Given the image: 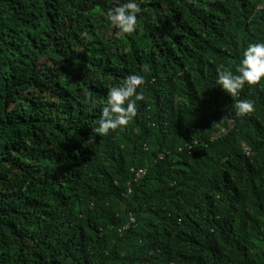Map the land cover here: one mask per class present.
I'll return each instance as SVG.
<instances>
[{
    "label": "trees",
    "instance_id": "16d2710c",
    "mask_svg": "<svg viewBox=\"0 0 264 264\" xmlns=\"http://www.w3.org/2000/svg\"><path fill=\"white\" fill-rule=\"evenodd\" d=\"M138 3L117 35L100 14L115 0H0V264H264V79L215 86L264 41V0ZM129 74L137 114L99 136Z\"/></svg>",
    "mask_w": 264,
    "mask_h": 264
},
{
    "label": "clouds",
    "instance_id": "9594fccd",
    "mask_svg": "<svg viewBox=\"0 0 264 264\" xmlns=\"http://www.w3.org/2000/svg\"><path fill=\"white\" fill-rule=\"evenodd\" d=\"M140 12L138 0H115L113 7L100 14L117 35H125L137 30ZM140 71L147 74L151 69L150 66L144 65ZM215 72V86H218L229 97H239L245 85L253 86L264 79V41L249 43L243 49L234 71L221 64ZM144 84L145 76L143 74H129L118 85L109 87L105 102L100 107L99 118L93 122L94 127H91L92 131L99 136H107L109 132L123 130L136 116L137 102L144 99L143 94L138 91ZM231 110L236 117H244L253 111V104L248 99L238 98L231 105ZM139 170H143L145 173L142 177L137 178ZM130 172L133 181L138 182L146 176L147 168L133 167ZM128 193H130V189ZM134 223L135 219L131 216L130 223L124 229Z\"/></svg>",
    "mask_w": 264,
    "mask_h": 264
},
{
    "label": "built area",
    "instance_id": "2783aa9c",
    "mask_svg": "<svg viewBox=\"0 0 264 264\" xmlns=\"http://www.w3.org/2000/svg\"><path fill=\"white\" fill-rule=\"evenodd\" d=\"M232 124L229 122V126L228 127H224V126H221V125H218L217 126V130L213 133L211 139L212 140H216L218 138H220L222 135H225L227 134V132L229 130L232 129ZM242 151L243 153L247 156V157H251L253 155V152L251 151V148L246 145V144H242ZM144 171L143 170H139V172L137 173V178H140L144 175Z\"/></svg>",
    "mask_w": 264,
    "mask_h": 264
}]
</instances>
